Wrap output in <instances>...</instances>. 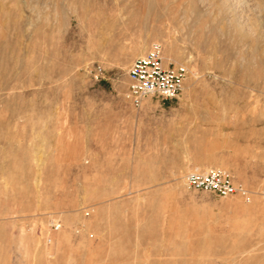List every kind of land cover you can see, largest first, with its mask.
<instances>
[{
    "label": "rangeland",
    "instance_id": "obj_1",
    "mask_svg": "<svg viewBox=\"0 0 264 264\" xmlns=\"http://www.w3.org/2000/svg\"><path fill=\"white\" fill-rule=\"evenodd\" d=\"M155 44L185 90L135 108ZM0 264H264V0H0Z\"/></svg>",
    "mask_w": 264,
    "mask_h": 264
},
{
    "label": "built area",
    "instance_id": "obj_2",
    "mask_svg": "<svg viewBox=\"0 0 264 264\" xmlns=\"http://www.w3.org/2000/svg\"><path fill=\"white\" fill-rule=\"evenodd\" d=\"M87 74L92 81L101 82L105 79L106 70L97 64L88 68ZM188 75V69L184 66L166 65L162 45L155 44L147 54L130 65L125 99L135 108H141L148 99L175 100L184 92ZM186 186L194 192H204L222 199L235 196L250 199L249 190L223 168L193 171L186 177ZM61 229V222L55 221L53 230ZM47 243L51 244L52 239L49 238Z\"/></svg>",
    "mask_w": 264,
    "mask_h": 264
},
{
    "label": "bare ground",
    "instance_id": "obj_3",
    "mask_svg": "<svg viewBox=\"0 0 264 264\" xmlns=\"http://www.w3.org/2000/svg\"><path fill=\"white\" fill-rule=\"evenodd\" d=\"M172 47H173V46H172ZM141 57H142V56H141ZM185 181H186V180H185ZM48 239H49V238H48ZM48 239H47V242H48ZM51 239H52V238H51ZM52 243H53V239H52ZM52 243H51V244H52Z\"/></svg>",
    "mask_w": 264,
    "mask_h": 264
}]
</instances>
